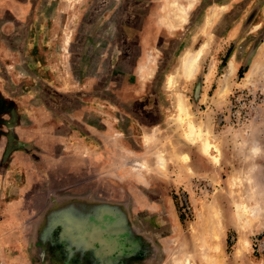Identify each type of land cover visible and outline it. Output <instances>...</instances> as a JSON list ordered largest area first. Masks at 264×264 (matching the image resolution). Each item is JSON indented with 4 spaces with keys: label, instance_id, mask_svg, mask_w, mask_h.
I'll use <instances>...</instances> for the list:
<instances>
[{
    "label": "rangeland",
    "instance_id": "374dc122",
    "mask_svg": "<svg viewBox=\"0 0 264 264\" xmlns=\"http://www.w3.org/2000/svg\"><path fill=\"white\" fill-rule=\"evenodd\" d=\"M86 249L264 264V0H0V264Z\"/></svg>",
    "mask_w": 264,
    "mask_h": 264
},
{
    "label": "crops",
    "instance_id": "0c3cea01",
    "mask_svg": "<svg viewBox=\"0 0 264 264\" xmlns=\"http://www.w3.org/2000/svg\"><path fill=\"white\" fill-rule=\"evenodd\" d=\"M117 207V208H116ZM93 208H95V211H92ZM125 210V209H124ZM85 212L88 214V216H79L80 212L77 211L76 216L74 217V221L70 223L71 224H76L74 227H72L71 231L69 232L71 235H75L76 237L74 238L75 240H78V235L83 234L82 229L80 224L81 223H86L90 224V227H93L94 229H97L99 226V223L101 224L102 228V235H96L95 233L93 234L85 232L84 233V240L88 241L89 239L93 241L94 239H100L103 240L105 238H109L111 240H118L125 242L128 239L131 240L132 236L134 235L133 230L130 229V225L126 222L125 217L123 215V209L115 206V207H109L105 204H100L98 206H93L89 202H85ZM70 215H74L72 212ZM80 220L79 222L77 220ZM128 219V218H127ZM122 221V223H121ZM77 224L80 226V229L77 231ZM128 225V226H127ZM104 229V230H103ZM72 239V238H71ZM101 243L98 246L99 252L104 253L105 247V240L100 241ZM133 249V244L131 245ZM89 249L85 250V253L79 254L77 250L72 252L70 254V259L74 257H78L81 261L80 264H89V261L94 260L97 262L98 258L97 256L100 257V264H105L107 261H109V256L108 258H105V255L97 253L96 251H93L94 255H87L89 253ZM96 252V253H95ZM116 253L112 254V257H116ZM107 259V260H106ZM111 259V258H110ZM112 260V259H111ZM112 261H118V260H112ZM108 263V262H107Z\"/></svg>",
    "mask_w": 264,
    "mask_h": 264
},
{
    "label": "bare ground",
    "instance_id": "6f19581e",
    "mask_svg": "<svg viewBox=\"0 0 264 264\" xmlns=\"http://www.w3.org/2000/svg\"><path fill=\"white\" fill-rule=\"evenodd\" d=\"M198 60V54H187L185 55V57H183L182 60V68L186 71L190 70L191 66H193L196 61ZM180 109V107H179Z\"/></svg>",
    "mask_w": 264,
    "mask_h": 264
},
{
    "label": "trees",
    "instance_id": "16d2710c",
    "mask_svg": "<svg viewBox=\"0 0 264 264\" xmlns=\"http://www.w3.org/2000/svg\"><path fill=\"white\" fill-rule=\"evenodd\" d=\"M183 219V218H182Z\"/></svg>",
    "mask_w": 264,
    "mask_h": 264
}]
</instances>
